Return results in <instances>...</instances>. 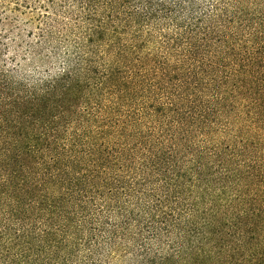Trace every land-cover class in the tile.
Wrapping results in <instances>:
<instances>
[{"label":"trees","instance_id":"trees-1","mask_svg":"<svg viewBox=\"0 0 264 264\" xmlns=\"http://www.w3.org/2000/svg\"><path fill=\"white\" fill-rule=\"evenodd\" d=\"M0 264H264V0H0Z\"/></svg>","mask_w":264,"mask_h":264}]
</instances>
